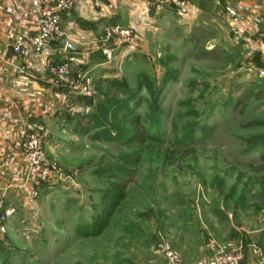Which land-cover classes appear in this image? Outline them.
<instances>
[{"label":"rangeland","instance_id":"rangeland-1","mask_svg":"<svg viewBox=\"0 0 264 264\" xmlns=\"http://www.w3.org/2000/svg\"><path fill=\"white\" fill-rule=\"evenodd\" d=\"M201 3L202 17L131 28L134 45L112 58L100 48L96 72L70 70L95 92L69 87L42 128L64 177L36 185L24 164L0 264H169L162 238L179 253L188 240L264 238V125L251 124L264 122L263 25L237 40L224 9L249 15L245 2Z\"/></svg>","mask_w":264,"mask_h":264},{"label":"crops","instance_id":"crops-1","mask_svg":"<svg viewBox=\"0 0 264 264\" xmlns=\"http://www.w3.org/2000/svg\"><path fill=\"white\" fill-rule=\"evenodd\" d=\"M34 1L0 0V210L4 212L12 206L11 196L19 193L17 185L26 173L20 157L21 130L50 128L51 122L59 120L65 101L72 102L68 89L74 87L73 80L52 75L51 64L69 60L73 74L79 70L96 72L103 64L97 59L107 25L156 30L158 20L170 14L187 20L202 17L206 11L202 0H186L188 6L183 10L166 8V0H152L151 7L144 0H109L101 8L94 7L91 0H75L74 7L62 14L64 38L53 41L42 54L24 58L12 51L11 44L21 35L36 32ZM239 1L245 2L249 13L262 18L264 30V0ZM69 45L74 48L69 50ZM232 236L227 242L218 240V246L243 247L244 264H264V238ZM204 243L200 239L179 244L184 264H215L214 251Z\"/></svg>","mask_w":264,"mask_h":264},{"label":"built area","instance_id":"built-area-1","mask_svg":"<svg viewBox=\"0 0 264 264\" xmlns=\"http://www.w3.org/2000/svg\"><path fill=\"white\" fill-rule=\"evenodd\" d=\"M91 1L94 7L101 8L109 0ZM148 1L152 2V0ZM166 1L179 10L186 9L188 6V1L186 0ZM34 5L37 13L36 32L29 35H21L11 44L12 51L17 56L24 58L31 55H40L51 46L53 41L64 38L62 14L74 7L75 0H35ZM224 11L230 33L237 40L244 39L247 43L249 40L246 34L250 33L252 29L259 30L262 27L263 21L259 15L255 13L243 15L241 10L234 4H227ZM135 39L136 37L130 27L122 24L107 25L104 29V38L101 40L102 45L100 48L107 58H112L117 51V45L128 44L132 46L135 43ZM70 70L71 64L69 60L53 63L49 67L51 74L64 80L68 77ZM79 77L78 84H75L73 88L78 90L81 95H92L95 91L93 92L90 80L81 75ZM48 135V129L32 130L24 128L21 130L20 157L28 168L29 176L33 178L37 176L36 185L40 182H47L56 178V180H60L64 177L47 156L46 143ZM29 192L31 195L37 194L34 188ZM13 212L14 210H6L0 214V231L6 229V221ZM207 244V247L215 253V264H244L245 250L243 247L226 251L221 249L214 240H209ZM159 249L169 264H184L180 253L166 239H161Z\"/></svg>","mask_w":264,"mask_h":264},{"label":"trees","instance_id":"trees-1","mask_svg":"<svg viewBox=\"0 0 264 264\" xmlns=\"http://www.w3.org/2000/svg\"><path fill=\"white\" fill-rule=\"evenodd\" d=\"M251 124H255V125H257V124H263L264 125V122H261V121H254V122H252ZM146 138H148V136L144 133V132H142V131H137V133H136V135H135V138L134 139H136V140H140V141H144Z\"/></svg>","mask_w":264,"mask_h":264},{"label":"water","instance_id":"water-1","mask_svg":"<svg viewBox=\"0 0 264 264\" xmlns=\"http://www.w3.org/2000/svg\"><path fill=\"white\" fill-rule=\"evenodd\" d=\"M74 47H72L71 45L68 46L69 50H72Z\"/></svg>","mask_w":264,"mask_h":264}]
</instances>
